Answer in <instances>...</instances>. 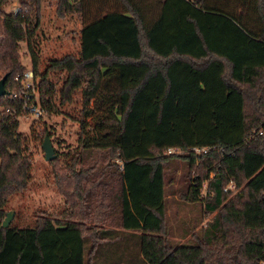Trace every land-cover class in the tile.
Returning a JSON list of instances; mask_svg holds the SVG:
<instances>
[{"label":"trees","instance_id":"obj_1","mask_svg":"<svg viewBox=\"0 0 264 264\" xmlns=\"http://www.w3.org/2000/svg\"><path fill=\"white\" fill-rule=\"evenodd\" d=\"M89 1L57 0L56 11L82 16ZM99 1L82 18L76 53L47 62L65 72L60 99L79 88L91 118L88 129L80 123L78 150L52 173L65 217L0 225V264H121L125 251L124 264H262L264 219L256 221L255 209L264 214V0ZM17 6L0 10L8 92L21 88L13 79L24 69L19 41L34 72L36 65L38 0ZM38 76V100L49 111L52 84L46 71ZM0 104L13 102L0 96ZM16 127V116L1 109L0 222L6 198L30 179ZM173 159L184 166L179 197L200 202L203 217L216 211L182 243L165 237V187L175 192L174 172L165 169ZM135 181L147 204L130 217L125 190ZM230 181L235 189L224 190ZM103 244L119 253L98 263Z\"/></svg>","mask_w":264,"mask_h":264},{"label":"rangeland","instance_id":"obj_2","mask_svg":"<svg viewBox=\"0 0 264 264\" xmlns=\"http://www.w3.org/2000/svg\"><path fill=\"white\" fill-rule=\"evenodd\" d=\"M90 2L92 0L89 1L88 7L86 6L87 8L83 9L85 14L81 16L74 9H66L58 13L56 11L57 0H38V25L31 39V50L36 56L33 78L37 85L38 75L46 71V77L52 84L53 91L49 98L51 110H44V113L38 119L28 115H18L16 117V131L23 137L26 146L24 152L28 157L30 179L24 189L11 193L4 202V215L6 211L11 213L10 226H31L41 216L65 217L62 213L64 209L63 198L55 188L52 173L54 167L58 169L61 163L65 162L71 154L78 150L82 138L80 123H83L88 129L90 128L91 118L83 115L79 88L71 91L69 99H60L58 90L61 87L65 72L59 69L47 68V62L50 58H57L66 53H76L78 46L76 30L83 19H87V15H91L89 9L92 5H90ZM16 5H18V0H5L0 4V10L8 12ZM17 45L19 61L23 68L32 69L25 41H19ZM2 75L3 72L0 71V77ZM42 131L43 135L41 134ZM44 135L49 138L55 153V162L53 163L43 159L40 143ZM90 155L91 158L96 159L97 152L93 151ZM183 169V163L178 159H173L165 169L167 175L172 176V170L174 172L172 184H175V192L170 193L168 186H166L164 193L165 237L172 243L185 242L189 236L190 227L194 225L195 228L192 230H196L198 226L204 224L206 219L211 221L216 212H211L207 217L205 215L203 217L205 210L200 202L186 201L179 197V193L176 191L185 188L182 183ZM144 194L145 191L138 187L137 181L135 183L128 182L125 198L130 217L131 215L138 217L136 210L144 213L141 204L143 201L144 204H147L146 199L143 197ZM136 205L138 208H136ZM261 207L263 208V206ZM255 211L256 221L263 220L264 214L261 215V212L257 209ZM198 217L202 222L195 225V220ZM101 250L106 249L101 247ZM85 252L86 250H84V256ZM132 264H137L135 258Z\"/></svg>","mask_w":264,"mask_h":264},{"label":"built area","instance_id":"obj_3","mask_svg":"<svg viewBox=\"0 0 264 264\" xmlns=\"http://www.w3.org/2000/svg\"><path fill=\"white\" fill-rule=\"evenodd\" d=\"M18 9V6H14L12 11L15 12ZM13 79H19L21 82V88L18 90H14L12 92H8L3 95V98L12 101L13 104L2 106L1 109L11 115H28L33 118H40L44 113V109L42 108L37 93V85L35 84L33 78V71L31 68H25L22 70L20 74H17L13 77ZM261 133V131H259ZM208 148H202V151L205 152ZM198 150V149H194ZM173 151V148H167L164 152L168 153ZM235 189V185L233 182H229L224 190ZM264 264V260L261 261Z\"/></svg>","mask_w":264,"mask_h":264},{"label":"water","instance_id":"obj_4","mask_svg":"<svg viewBox=\"0 0 264 264\" xmlns=\"http://www.w3.org/2000/svg\"><path fill=\"white\" fill-rule=\"evenodd\" d=\"M5 78H6V74L4 73L0 77V96H3L8 93V91L4 87ZM40 149L42 151L44 160L49 161L55 158V153L53 152L51 142L46 135H44L41 140ZM10 219H11V213L9 211H6L3 219L0 222V225L2 227H7Z\"/></svg>","mask_w":264,"mask_h":264},{"label":"crops","instance_id":"obj_5","mask_svg":"<svg viewBox=\"0 0 264 264\" xmlns=\"http://www.w3.org/2000/svg\"><path fill=\"white\" fill-rule=\"evenodd\" d=\"M102 1H105V0H102ZM96 3H100L99 0H94V4ZM117 7H121V3H119L118 1H115L114 2ZM80 26H81V23L79 24L78 26V29L76 30V33H77V38H78V32H79V29H80ZM64 203V202H63ZM125 232H129L128 230H124V233ZM102 247H106V245H102ZM126 252V251H125ZM123 252V255H121V257H119V251H114V252H109V251H106V250H99L98 252L95 253V261L98 262V263H107L109 262L110 260H112L113 258H115L114 255L118 254V258L117 260L120 261L121 264H124L126 261H125V258H126V255L127 253ZM116 253V254H115Z\"/></svg>","mask_w":264,"mask_h":264}]
</instances>
